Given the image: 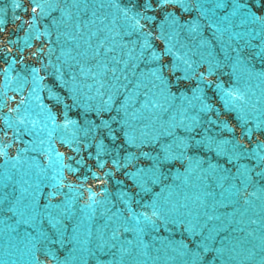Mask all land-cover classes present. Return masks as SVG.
<instances>
[{"label":"water","instance_id":"obj_1","mask_svg":"<svg viewBox=\"0 0 264 264\" xmlns=\"http://www.w3.org/2000/svg\"><path fill=\"white\" fill-rule=\"evenodd\" d=\"M0 264H264V0H0Z\"/></svg>","mask_w":264,"mask_h":264}]
</instances>
